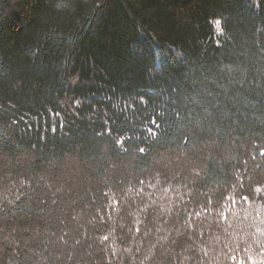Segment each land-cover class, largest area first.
Masks as SVG:
<instances>
[{
	"label": "trees",
	"instance_id": "16d2710c",
	"mask_svg": "<svg viewBox=\"0 0 264 264\" xmlns=\"http://www.w3.org/2000/svg\"><path fill=\"white\" fill-rule=\"evenodd\" d=\"M0 264H264V0H0Z\"/></svg>",
	"mask_w": 264,
	"mask_h": 264
}]
</instances>
